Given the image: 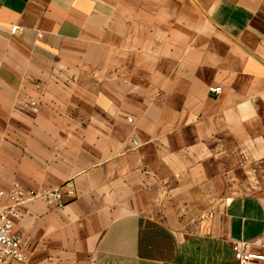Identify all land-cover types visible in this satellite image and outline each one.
<instances>
[{
  "label": "crops",
  "instance_id": "1",
  "mask_svg": "<svg viewBox=\"0 0 264 264\" xmlns=\"http://www.w3.org/2000/svg\"><path fill=\"white\" fill-rule=\"evenodd\" d=\"M15 185L60 187L63 206H22L13 264L264 251V0H0V190Z\"/></svg>",
  "mask_w": 264,
  "mask_h": 264
},
{
  "label": "built area",
  "instance_id": "2",
  "mask_svg": "<svg viewBox=\"0 0 264 264\" xmlns=\"http://www.w3.org/2000/svg\"><path fill=\"white\" fill-rule=\"evenodd\" d=\"M21 31L18 25H11L10 33ZM210 93L218 95L221 87L211 86ZM127 120H130L128 118ZM35 198H42L47 205L62 207L61 188L37 193L32 189H24L17 185L9 191L0 190V264L23 263L25 259L22 238L13 231L15 221L23 216L22 206ZM236 264H264V251H258L246 241L237 240L232 244Z\"/></svg>",
  "mask_w": 264,
  "mask_h": 264
}]
</instances>
